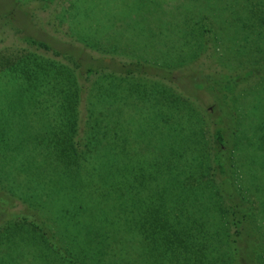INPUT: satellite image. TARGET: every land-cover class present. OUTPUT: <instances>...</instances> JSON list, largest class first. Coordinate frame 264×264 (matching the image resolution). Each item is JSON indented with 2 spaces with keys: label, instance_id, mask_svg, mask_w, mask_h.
Masks as SVG:
<instances>
[{
  "label": "trees",
  "instance_id": "obj_1",
  "mask_svg": "<svg viewBox=\"0 0 264 264\" xmlns=\"http://www.w3.org/2000/svg\"><path fill=\"white\" fill-rule=\"evenodd\" d=\"M201 5L187 67L220 68L191 79L205 110L147 76L165 64L118 70L29 36L0 64V264H264V0Z\"/></svg>",
  "mask_w": 264,
  "mask_h": 264
},
{
  "label": "rangeland",
  "instance_id": "obj_2",
  "mask_svg": "<svg viewBox=\"0 0 264 264\" xmlns=\"http://www.w3.org/2000/svg\"><path fill=\"white\" fill-rule=\"evenodd\" d=\"M44 1L47 0H0V55L7 56H0V64L4 67L9 64L6 58L14 62L17 56L32 50L22 39L29 36L48 42L58 51L69 52L77 59L81 57L82 61L102 59L118 70L122 63L136 60L153 66L165 64L166 70L162 71L149 67L147 76L153 81L172 79V86L203 110L212 104L206 91L192 87L191 79L220 68L210 55L187 67L199 57L201 22L211 17V10L201 4L209 0H55L50 8L43 10ZM243 33L240 29L233 38L238 41ZM233 38L229 36L227 44L236 48ZM40 53L53 56L44 51ZM177 64L183 67H175ZM174 68L178 70L169 76V70ZM95 80L91 78L84 83L89 87ZM151 90L157 93L155 88ZM235 96L236 92L230 94V97ZM258 100V106L264 107V93ZM86 105L82 107L84 112ZM3 168L1 174L8 178L13 175L9 166ZM52 179H43L45 184L41 186H50L48 189L54 192L58 188L53 186L56 182ZM16 205V211L24 208L21 202Z\"/></svg>",
  "mask_w": 264,
  "mask_h": 264
}]
</instances>
